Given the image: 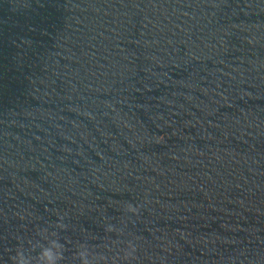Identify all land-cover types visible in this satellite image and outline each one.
<instances>
[{
    "label": "water",
    "instance_id": "obj_1",
    "mask_svg": "<svg viewBox=\"0 0 264 264\" xmlns=\"http://www.w3.org/2000/svg\"><path fill=\"white\" fill-rule=\"evenodd\" d=\"M264 264V0H0V264Z\"/></svg>",
    "mask_w": 264,
    "mask_h": 264
},
{
    "label": "clouds",
    "instance_id": "obj_2",
    "mask_svg": "<svg viewBox=\"0 0 264 264\" xmlns=\"http://www.w3.org/2000/svg\"><path fill=\"white\" fill-rule=\"evenodd\" d=\"M62 252V245L55 240H50L48 245H45L38 255V264H58ZM81 256L85 257L87 262V253L82 251ZM14 264H33L32 258L27 256L23 251L17 253L14 257Z\"/></svg>",
    "mask_w": 264,
    "mask_h": 264
}]
</instances>
